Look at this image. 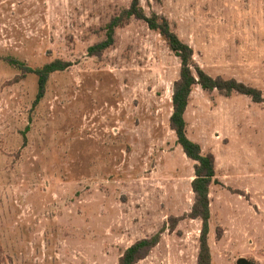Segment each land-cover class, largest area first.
Wrapping results in <instances>:
<instances>
[{
    "label": "rangeland",
    "instance_id": "rangeland-1",
    "mask_svg": "<svg viewBox=\"0 0 264 264\" xmlns=\"http://www.w3.org/2000/svg\"><path fill=\"white\" fill-rule=\"evenodd\" d=\"M139 4L168 19L209 76L264 97V0ZM128 5L0 0V264H118L162 228L137 264H196L200 221L179 219L168 230L193 203L194 162L168 124L179 60L133 18L109 49L87 55ZM55 59L71 66L49 75L32 107L36 77L8 60L35 69ZM184 119L188 139L215 162L211 264H264V102L195 87Z\"/></svg>",
    "mask_w": 264,
    "mask_h": 264
},
{
    "label": "trees",
    "instance_id": "trees-1",
    "mask_svg": "<svg viewBox=\"0 0 264 264\" xmlns=\"http://www.w3.org/2000/svg\"><path fill=\"white\" fill-rule=\"evenodd\" d=\"M132 18L144 22L150 31L160 35L170 52L179 60V75L172 86V111L168 124L170 130L175 135L176 144L184 156L194 162V177L190 183L193 203L189 213L184 214L181 218L170 219L168 230L173 232L179 219L199 220L201 226L198 237L196 264H211V254L208 244L210 219L209 188L212 184H218V182L215 179L213 155L211 153L202 154L200 146L186 136L184 114L188 106L190 94L195 87H199L208 94L217 92L223 97H230L232 94L245 96L254 104L263 103L264 97L258 89L238 82L235 79L213 78L205 73L194 62L192 48L178 38L172 30L168 19L156 14L147 16L140 7L139 0H129L127 8L122 9L117 15L109 19L108 23L102 28L104 38L88 47L87 55L99 57L105 50L109 49L114 44L116 29L122 27ZM8 61L9 64L16 66L21 71L31 73L36 77L37 91L32 107H35L44 96L49 75L64 71L71 66L70 62L60 59H55L35 69L26 67L15 60ZM23 144H25V141ZM164 230L162 228L154 235L132 243L120 255L118 264H137L144 260L159 244ZM217 235L219 236V231Z\"/></svg>",
    "mask_w": 264,
    "mask_h": 264
},
{
    "label": "water",
    "instance_id": "water-1",
    "mask_svg": "<svg viewBox=\"0 0 264 264\" xmlns=\"http://www.w3.org/2000/svg\"><path fill=\"white\" fill-rule=\"evenodd\" d=\"M236 264H249V263L245 259L240 258L236 261Z\"/></svg>",
    "mask_w": 264,
    "mask_h": 264
}]
</instances>
